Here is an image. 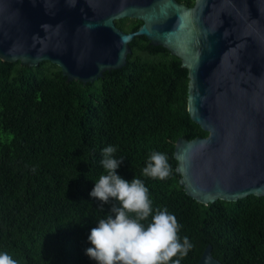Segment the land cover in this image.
<instances>
[{
    "label": "trees",
    "instance_id": "obj_1",
    "mask_svg": "<svg viewBox=\"0 0 264 264\" xmlns=\"http://www.w3.org/2000/svg\"><path fill=\"white\" fill-rule=\"evenodd\" d=\"M125 20L117 21L123 30L142 23L131 19L126 28ZM130 45L125 66L87 84L68 81L50 61L29 66L0 58V253L17 264H96L86 254L88 236L119 205L101 207L90 192L106 174L102 150L112 145L123 158L118 174L141 179L152 215L167 209L181 226V242L189 239L181 264H197L210 243L223 264H264V196L205 204L180 184L178 138L209 134L188 111V68L144 35ZM153 152L167 156L165 180L142 173Z\"/></svg>",
    "mask_w": 264,
    "mask_h": 264
},
{
    "label": "water",
    "instance_id": "obj_2",
    "mask_svg": "<svg viewBox=\"0 0 264 264\" xmlns=\"http://www.w3.org/2000/svg\"><path fill=\"white\" fill-rule=\"evenodd\" d=\"M126 17L142 24L126 32ZM137 35L188 68V111L209 132L176 142L186 192L205 204L264 196V0H0V58L50 61L68 81L122 68ZM197 264L223 262L210 243Z\"/></svg>",
    "mask_w": 264,
    "mask_h": 264
},
{
    "label": "clouds",
    "instance_id": "obj_3",
    "mask_svg": "<svg viewBox=\"0 0 264 264\" xmlns=\"http://www.w3.org/2000/svg\"><path fill=\"white\" fill-rule=\"evenodd\" d=\"M117 148L109 145L102 150V164L106 174L95 180L90 196L101 201V207L110 200L113 204L106 218L98 220L88 236L92 247L86 254L96 264H181L192 247L187 237L178 235L180 225L167 209L152 215L149 190L139 178L130 181L118 174L123 158L114 154ZM166 154L153 152L142 173L146 177L165 180L170 175ZM152 216L145 226L143 221ZM174 257H178L173 259ZM0 264H17L8 253H0Z\"/></svg>",
    "mask_w": 264,
    "mask_h": 264
},
{
    "label": "flooded vegetation",
    "instance_id": "obj_4",
    "mask_svg": "<svg viewBox=\"0 0 264 264\" xmlns=\"http://www.w3.org/2000/svg\"><path fill=\"white\" fill-rule=\"evenodd\" d=\"M178 1L181 2V3H185V4L189 5V6H193V5L195 4V1H196V0H178ZM126 18H129V20L120 21L121 25L124 26V27H126V28L132 26V22L130 21L131 19H132V20H138V19H136V18H130V17H126ZM126 18H122V19H126ZM122 19H117V20H116V24H117V21L122 20ZM141 24H142V23H141ZM141 24H140V25H141ZM117 26H118V25H117ZM139 27H140V26H139ZM122 30H123V29H122ZM124 31H126V32H131L132 30H124Z\"/></svg>",
    "mask_w": 264,
    "mask_h": 264
},
{
    "label": "rangeland",
    "instance_id": "obj_5",
    "mask_svg": "<svg viewBox=\"0 0 264 264\" xmlns=\"http://www.w3.org/2000/svg\"><path fill=\"white\" fill-rule=\"evenodd\" d=\"M12 135L10 134L9 137H11ZM2 138L4 139L5 138V134L2 136Z\"/></svg>",
    "mask_w": 264,
    "mask_h": 264
}]
</instances>
